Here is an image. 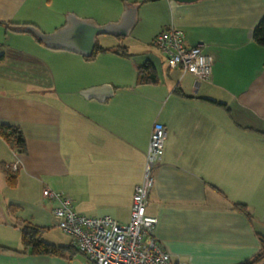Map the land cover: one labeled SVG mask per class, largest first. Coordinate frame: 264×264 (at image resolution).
Wrapping results in <instances>:
<instances>
[{"label": "crops", "instance_id": "0c3cea01", "mask_svg": "<svg viewBox=\"0 0 264 264\" xmlns=\"http://www.w3.org/2000/svg\"><path fill=\"white\" fill-rule=\"evenodd\" d=\"M53 1L0 0V127H18L26 143L21 153L0 136V264H74L77 255L33 256L22 245L18 222L43 233L58 227L45 189L70 198L79 214L128 224L156 123L167 139L147 215L158 219L156 238L173 263L254 260L264 238V49L253 31L264 0L131 2L150 47L177 29L213 62L210 81H199L181 70L160 74L150 52L144 63L158 82L141 85L144 63L127 47L129 57L116 53L122 46H101L107 51L87 60L13 31L33 25L49 34L68 12L104 15L90 0ZM3 168L17 177L15 187Z\"/></svg>", "mask_w": 264, "mask_h": 264}, {"label": "built area", "instance_id": "2783aa9c", "mask_svg": "<svg viewBox=\"0 0 264 264\" xmlns=\"http://www.w3.org/2000/svg\"><path fill=\"white\" fill-rule=\"evenodd\" d=\"M153 45L165 56L169 69L194 75L199 81H210L213 62L205 46L187 47L183 31L164 30L155 37ZM166 139V128L156 123L150 137L143 181L135 187L131 218L126 225L106 216L79 214L73 209L70 198L44 190V197L57 203L52 213L58 227L72 238L85 264H174L156 238L158 219L147 215L155 170L164 156Z\"/></svg>", "mask_w": 264, "mask_h": 264}, {"label": "water", "instance_id": "95a60500", "mask_svg": "<svg viewBox=\"0 0 264 264\" xmlns=\"http://www.w3.org/2000/svg\"><path fill=\"white\" fill-rule=\"evenodd\" d=\"M178 3H194L198 0H173ZM139 22V6L126 4L124 11L117 21L100 25L91 18H82L69 13L63 26L53 33H43L37 27L28 25L14 28L20 34H30L48 49L75 53L84 58L94 55L98 44V37L109 35L116 38L128 37L132 34ZM110 88V87H106Z\"/></svg>", "mask_w": 264, "mask_h": 264}, {"label": "trees", "instance_id": "16d2710c", "mask_svg": "<svg viewBox=\"0 0 264 264\" xmlns=\"http://www.w3.org/2000/svg\"><path fill=\"white\" fill-rule=\"evenodd\" d=\"M0 26H4L0 22ZM253 40L254 42L264 48V17L258 23L253 31ZM107 49L102 48L97 44L94 55L91 58H86L87 60H93L99 53L106 52ZM116 53L129 57L130 55L127 52L126 48H120ZM158 82V75L155 67L150 63L146 62L141 65L138 69V84H156ZM214 104L223 105L221 103H216L211 101ZM0 136L12 149H17L19 152H26V143L22 134V131L18 127L2 126L0 127ZM3 171L6 175L8 183L11 187H15L17 183V177L11 175L7 170L3 168ZM241 212L246 213L244 206L239 208ZM16 212L15 208H12L10 214L14 215ZM18 225L21 229V240L23 247L28 250L30 255L33 256H53V257H62L67 259H72L79 254L78 250L70 244L68 246H57L45 242L42 239V234L44 229L36 227L28 222H18ZM262 250L252 261H247L244 264H259L264 261V238L261 237ZM6 249V248H3Z\"/></svg>", "mask_w": 264, "mask_h": 264}, {"label": "rangeland", "instance_id": "374dc122", "mask_svg": "<svg viewBox=\"0 0 264 264\" xmlns=\"http://www.w3.org/2000/svg\"><path fill=\"white\" fill-rule=\"evenodd\" d=\"M57 0L53 1V4ZM136 0H90V3L92 5L101 4L103 12L101 11L103 17L101 20H96L100 25L107 24L109 22L117 21L122 12L124 11L126 4H131V2ZM105 7V10L103 9ZM69 13L74 12H68L65 14V20L66 16ZM77 14V13H74ZM79 16V15H78ZM81 17V16H80ZM84 18V17H82ZM92 19V18H91ZM146 26L144 24H138L132 34L128 37H120L116 38L109 35H102L98 37V45L103 47H127L129 52L134 55L133 59L137 60L140 64H143L146 60L150 58V52L154 53L156 55L157 63L159 64V73H165L167 75L168 71V64L166 61L165 56L156 48L150 47V41L148 42V34L145 32ZM264 49V48H262ZM158 68V67H157ZM172 75H174L172 73ZM42 239L45 242H49L50 244L55 245H68L72 242V238L64 233L59 227L52 228L48 230L47 232L42 234ZM82 255L79 254L74 259V264H80V261L83 262Z\"/></svg>", "mask_w": 264, "mask_h": 264}]
</instances>
